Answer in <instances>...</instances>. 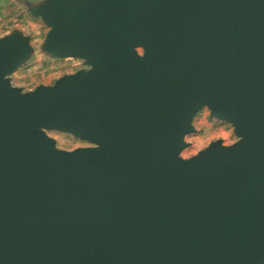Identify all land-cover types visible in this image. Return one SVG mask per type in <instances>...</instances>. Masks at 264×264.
Segmentation results:
<instances>
[{"label": "water", "instance_id": "95a60500", "mask_svg": "<svg viewBox=\"0 0 264 264\" xmlns=\"http://www.w3.org/2000/svg\"><path fill=\"white\" fill-rule=\"evenodd\" d=\"M39 7L87 67L22 92L29 38L0 41V264H264V0ZM203 106L238 140L184 158Z\"/></svg>", "mask_w": 264, "mask_h": 264}, {"label": "rangeland", "instance_id": "374dc122", "mask_svg": "<svg viewBox=\"0 0 264 264\" xmlns=\"http://www.w3.org/2000/svg\"><path fill=\"white\" fill-rule=\"evenodd\" d=\"M43 1L0 0V41L22 34L29 38L31 46V52L24 63L7 76L11 84L19 87L22 92L34 90L40 85H53L59 78L87 67L83 59L51 56L45 51L44 43L50 27L37 13ZM139 51L142 52V49ZM192 123L195 131L186 135L188 146L181 152L184 158L197 154L215 140L221 139L224 144L238 140L233 125L211 116L207 106L197 111ZM46 132L55 140V146L59 149L75 150L93 145L69 132L55 129Z\"/></svg>", "mask_w": 264, "mask_h": 264}]
</instances>
